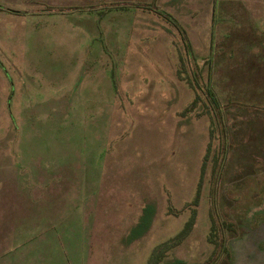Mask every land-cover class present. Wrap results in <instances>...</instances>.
<instances>
[{
	"label": "rangeland",
	"instance_id": "1",
	"mask_svg": "<svg viewBox=\"0 0 264 264\" xmlns=\"http://www.w3.org/2000/svg\"><path fill=\"white\" fill-rule=\"evenodd\" d=\"M193 215L161 264H264V0H0V264H148Z\"/></svg>",
	"mask_w": 264,
	"mask_h": 264
},
{
	"label": "trees",
	"instance_id": "2",
	"mask_svg": "<svg viewBox=\"0 0 264 264\" xmlns=\"http://www.w3.org/2000/svg\"><path fill=\"white\" fill-rule=\"evenodd\" d=\"M180 64H181V67L178 70V74L179 75L182 74V66L184 65L182 59H180ZM206 94H207L206 98L209 101H211L210 103L215 105V107H216L217 106V102L212 97V94H211L210 90H207ZM196 103H197V99L193 102L191 107H194L196 105ZM211 132H212V130H210V134H211ZM208 156H209V148L207 150V154H206L205 159H204L203 170L205 168ZM196 203H197V198L195 199L194 204H196ZM154 214H155V208H154L153 205H146V206H144L142 208V213H141L136 225L132 226L130 228L129 241H128L129 243L141 238L148 231V229H149V227L151 225L152 219L154 217ZM193 227H194V215L185 224L183 230L175 238H173L168 243H165L163 245L162 248L167 247V249H165L162 252H160V248H159L153 253V255H152L151 259L149 260L148 264H161L162 259H163L162 256L167 251L177 248L185 240H187V238L191 234V231H192ZM227 230H230V228L227 227ZM216 238H217V230L215 228V225L212 224L211 229H210V233H209V236H208V239H207L208 243L211 244L214 247V252H213L211 258L215 255V253H217V251L219 249L224 248L223 241L222 240L221 241L217 240ZM158 250L160 252L159 254H158ZM222 250H223L224 253H226L225 249H222ZM175 262H179V261L175 260Z\"/></svg>",
	"mask_w": 264,
	"mask_h": 264
}]
</instances>
